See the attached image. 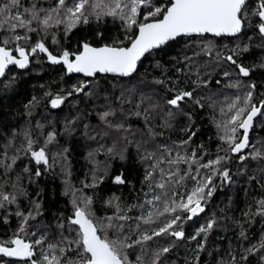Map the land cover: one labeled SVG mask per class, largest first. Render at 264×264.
Here are the masks:
<instances>
[{
    "label": "snow or ice",
    "instance_id": "snow-or-ice-1",
    "mask_svg": "<svg viewBox=\"0 0 264 264\" xmlns=\"http://www.w3.org/2000/svg\"><path fill=\"white\" fill-rule=\"evenodd\" d=\"M30 68L52 78L0 132V264H264V0H0V89ZM77 133L79 185L60 143ZM236 186L239 215L232 196L213 207Z\"/></svg>",
    "mask_w": 264,
    "mask_h": 264
},
{
    "label": "trees",
    "instance_id": "trees-1",
    "mask_svg": "<svg viewBox=\"0 0 264 264\" xmlns=\"http://www.w3.org/2000/svg\"><path fill=\"white\" fill-rule=\"evenodd\" d=\"M73 38H75L76 35H79L77 32H73ZM175 51L172 50H165L164 53L157 52L156 57L157 59L161 60L162 64L168 65L170 64V57L175 56ZM260 55L259 51H256L254 53L253 57H246V59L251 62L255 57H258ZM150 63V58L145 59L143 63L140 65L139 71L144 72L145 71V65H148ZM149 72L152 71L151 68L147 69ZM30 75L27 77L22 78L18 82V86L15 88V90H3L0 89V132L4 131L3 128L4 125L7 126V131H10L12 128H18L21 124L24 123L23 118V104L27 101L28 98L31 97L33 94V85H36L37 87L44 83L45 81L52 78L51 74L48 72L44 73H33L31 68L29 69ZM11 73H9L10 75ZM158 75V73H157ZM8 77L5 76L3 79H7ZM253 78L257 79V82L259 83V76L257 74H253ZM73 79H75V76H73ZM259 92V89L257 90ZM202 115V114H201ZM197 122H199V116L196 118ZM35 122V121H33ZM93 122H95L93 120ZM182 123V122H181ZM255 135V133H253ZM261 135H264V132H261ZM75 139H80L79 133L75 134ZM173 139H179L181 138L180 134V126H177L176 131L172 134ZM207 134H204L202 136H197L195 138V142L199 143L201 139L207 140ZM2 142V141H0ZM65 142L72 145V147L76 148V151L71 153L69 160L70 164L72 165V171H73V180L74 183L79 185L80 179L84 176L85 171L91 166L89 162H87L84 157L85 153L88 151V147L85 145V141L83 139H80L79 146L72 144V140L68 137H65L60 141L61 144H64ZM94 147V145H93ZM212 148H215V145H212ZM97 160L103 162L105 160L104 155H99L96 157ZM121 167V164L119 161L114 162V170L113 175L116 174V172L119 171ZM108 184L111 185V181H108ZM41 187L46 188V199L47 200H54L55 203L53 204V208L56 207V205H59L63 202L64 198L60 196L61 191V183L60 178L57 176L55 180L49 179V182L45 184L43 182V178L41 181ZM110 191L116 192L118 195L122 194L124 197L129 198V202H131L130 199V192L129 188L127 186L124 187H111L109 189ZM54 193V194H53ZM232 196L235 201V215H239L241 210L244 209L245 203V192L243 186H236V187H227L225 190L218 191L215 195V200L213 201V207H215L216 203L220 201L222 198L224 200V203L227 204L228 200L227 197ZM46 207L48 205L46 204ZM97 207H99V204H97ZM223 207V205H221ZM212 211V209H209V212ZM103 214V213H100ZM197 221L192 222L188 226V234L190 235L194 231V227L197 226ZM12 226H15V218H13ZM259 228V221L256 223V229ZM7 231V227L0 224V237L4 235V233ZM223 235L222 232H218L213 234L212 240L215 243H210L209 247H215L216 244H219L220 241L217 240V236ZM235 233L233 231H228L227 237L232 238L234 241ZM228 246V239L226 238L223 241V247ZM223 252L220 253L221 256H223ZM180 257H183L185 253L181 251L178 254ZM204 260L212 259L213 261L217 258L215 256L209 257L206 253L203 254ZM133 259L135 257H132ZM175 258V255L172 257ZM181 264H183V261L181 260ZM201 264H203V260L201 261Z\"/></svg>",
    "mask_w": 264,
    "mask_h": 264
}]
</instances>
